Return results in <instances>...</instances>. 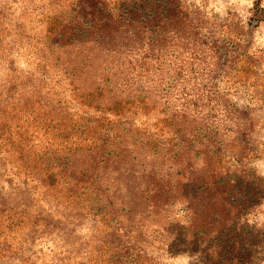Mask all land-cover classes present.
Returning <instances> with one entry per match:
<instances>
[{
    "label": "trees",
    "instance_id": "16d2710c",
    "mask_svg": "<svg viewBox=\"0 0 264 264\" xmlns=\"http://www.w3.org/2000/svg\"><path fill=\"white\" fill-rule=\"evenodd\" d=\"M235 16L0 0V264H264L263 0Z\"/></svg>",
    "mask_w": 264,
    "mask_h": 264
},
{
    "label": "rangeland",
    "instance_id": "374dc122",
    "mask_svg": "<svg viewBox=\"0 0 264 264\" xmlns=\"http://www.w3.org/2000/svg\"><path fill=\"white\" fill-rule=\"evenodd\" d=\"M188 2L194 3L197 6L202 7L206 12L210 14H217L219 17L227 16L228 12H232L237 17L241 18L243 22L248 23L252 14V9L255 0H187ZM264 4V0H263ZM235 16V17H236ZM252 45L256 48H264V20L256 26L251 33ZM234 98L238 102H245L246 96L240 92L235 94ZM261 113V111H258ZM264 136V129L260 133ZM260 174L264 175V159L255 161ZM195 258L188 254H180L173 258H167L166 264H192Z\"/></svg>",
    "mask_w": 264,
    "mask_h": 264
}]
</instances>
